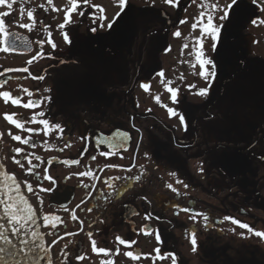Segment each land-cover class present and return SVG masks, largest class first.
<instances>
[{"label":"flooded vegetation","instance_id":"1","mask_svg":"<svg viewBox=\"0 0 264 264\" xmlns=\"http://www.w3.org/2000/svg\"><path fill=\"white\" fill-rule=\"evenodd\" d=\"M8 2L13 3L12 9L0 5V13L11 15L0 19L9 31L27 36L29 42L18 44L15 52L0 51V92L21 99L19 105H13L0 96V164L18 181H27L37 190L52 187L46 175L57 181L53 192H40L43 204L21 184L37 210L46 246L63 237L48 253L51 264H101L103 260L171 264L170 256L151 259L157 247L161 255L174 253L177 264H264V237L254 234L264 232V161L260 159L264 155L260 148L264 141V24L251 23L264 19V12L251 0H243L239 19L222 33L216 52L211 50V39L202 38L206 56L218 64L215 80L205 81L191 54L195 38L201 36L199 27L193 30L192 24L201 11L218 17L222 13H213L208 5L223 6L230 0H179L171 5L155 0V7L147 11L145 7L153 0H130L134 11L117 19L110 30L107 25L119 11V0H89L87 6L77 0L80 8L72 14V26L64 30L58 25L71 0H52L51 5L48 0ZM28 11H33L32 20ZM93 13L105 17L104 28L97 32L89 30L101 23L99 19L93 23ZM181 20L186 22L180 24ZM20 24H31V31ZM177 30L181 32L178 38L173 36ZM65 32L71 43L64 41ZM185 44L189 47L182 50ZM169 45L171 51L165 52ZM33 56L37 59L32 60ZM40 76L44 79L36 78ZM169 81V86L178 89L179 104L170 100L165 87ZM142 82L149 84L147 91ZM209 83L207 99L191 94L187 87L195 85L192 93H197ZM29 99L40 103L26 109L23 104ZM163 105L185 115L188 133L179 117L170 118ZM5 113L15 114L24 129L7 121ZM41 119L50 124H40ZM52 124H59L63 134ZM28 128L34 131L29 133ZM117 128L131 137L123 158L119 152L105 157L101 151H107L106 146L81 139L96 131L108 135ZM15 135L22 139L13 140ZM180 142H195L196 146L184 150L177 147ZM29 156L32 172L28 171ZM74 159L80 163L71 164ZM200 160L205 161L203 174L198 172ZM89 170L99 179L76 175ZM185 208L192 211H183ZM196 212L208 216L207 224L203 215L191 219ZM44 215L60 219L45 227ZM224 217L248 224L253 232ZM193 234L196 252L192 251ZM117 236L135 243L121 245ZM92 240L98 248L110 250L109 254L94 253ZM127 251L140 254L141 259L126 257ZM77 255L84 259L77 261Z\"/></svg>","mask_w":264,"mask_h":264},{"label":"snow or ice","instance_id":"2","mask_svg":"<svg viewBox=\"0 0 264 264\" xmlns=\"http://www.w3.org/2000/svg\"><path fill=\"white\" fill-rule=\"evenodd\" d=\"M89 0H83L84 6L88 5ZM166 4H178L179 0H164ZM7 5L9 9H12L13 3H9L8 0H0V5ZM48 4H52V0H48ZM243 0H230V3L224 4L221 6L218 3H212L208 5L212 9V12H221L222 14L216 17L214 14L207 13L205 11H201L199 14V17L196 18V21L192 24V29L195 30L197 27H199L201 36L196 37L193 45H192V55H194L195 60L199 64V76L202 77L205 81H214L217 77L218 72V64L217 61L208 58L206 56L204 47H203V37H209L212 41L211 44V50L213 52L217 51V46L222 41V33L227 30V26L232 24L234 19H239L240 17V10L242 8ZM251 4L255 6V8L259 12H264V0H260L258 3V0H251ZM43 7V5H41ZM96 7V9L103 13L104 9L99 6H93ZM155 7V0H153L152 5L146 6L145 11L149 10V8ZM201 7H204L202 4ZM80 8V5L78 4L77 0H71V7L67 8L65 10L64 20L63 23L59 24L58 27L61 30H64L66 27L70 28L73 24L72 20V14L77 12ZM54 11H59V9H53ZM21 11H23V7L21 8ZM134 9L132 8L130 4V0H119V11L116 13L115 17H113L112 21L108 23L107 28L110 30L112 29L113 25L116 23L117 19L121 18L122 16L129 15L132 13ZM85 13L84 11L80 10L79 15L83 16ZM11 13L9 12H3L0 13V17H8ZM28 18L30 20L33 19V11H28L27 13ZM99 19L101 23L97 25V27H90V31L97 32L100 29L104 28V19L105 17L103 15L96 17L95 14H92V20L93 23H96V20ZM218 22H214L217 21ZM186 21L181 20L179 21L180 24H184ZM252 25L264 24V19H252L251 20ZM19 27L28 29L31 31L32 25L31 24H20ZM174 37H180L181 32L179 30L173 32ZM63 39L66 43H71V40L69 38V34L65 32ZM29 39L27 36H22L18 32H12L9 31L6 26L3 19H0V51H3L5 53L8 52H15L17 50V46L20 43H28ZM43 43V41H41ZM49 43H52L49 41ZM52 47L55 48L56 45L52 43ZM189 45L185 44L182 46V50L188 48ZM171 51V45L168 46V48L165 49V52ZM41 55V53H37V56ZM37 56H33L32 60H36ZM32 60L28 61V63H31ZM241 64L244 63L243 60L240 61ZM24 71H27V69H23ZM160 76H163V72L159 73ZM38 79H44L43 76L36 77ZM171 82L169 81V84H166L165 87L167 89V92L170 93V100L173 105L179 104L180 100L178 99V89L175 87L169 86ZM141 87L145 89L146 91L149 89L148 83H141ZM188 90L191 94L199 95L200 97H203L207 99L209 94V88L211 87V83L208 84V87L200 88L197 93H192V89L195 87V85H188ZM27 91V89H25ZM0 96H2L5 100V103H7L9 100L13 105H19L21 103V99L19 97H13L10 92L3 91L0 92ZM47 99V98H45ZM157 102H160V97H155ZM40 101L38 100H31L29 99L27 103L23 104V107L26 109L33 108L37 104H39ZM139 105H137L138 107ZM167 108V112L169 114V117L178 116L180 124L183 128V131L185 133L189 132V121H186L185 115L179 111L177 108L168 107L167 105H163ZM148 111H151L149 109ZM39 115L41 117L44 116L43 112H40ZM207 119H212L211 116L206 117ZM5 119L9 121L11 124L15 125L18 129H24V124L19 120L15 118V114H7L5 113ZM36 117L33 116L32 120L35 121ZM42 125H49L50 122L47 119H41L39 121ZM52 128L57 129L61 134H63L64 129L59 124H52L50 125ZM132 127H135L133 124ZM139 131V129H136ZM27 131L29 133H32L34 129L28 128ZM15 141H20L22 138L20 135H15L12 137ZM82 140H91L94 144L100 145L103 147L106 146L107 151H101V154L105 157H108L110 155L116 154L119 152L121 154V158H123V152L127 151V145L130 141V133L128 131H122L121 129L117 128L115 131L111 132L108 135H105L101 131H96L94 134L89 133L88 136H82ZM142 140V135H141ZM24 143H29V140L25 139ZM35 145H33L34 147ZM195 142L192 144H185L183 142H180L177 144V147H180L181 149L187 150L191 147H195ZM65 147H70L69 145H65ZM137 149L140 147V141H137L136 145ZM249 148H253V145L250 143ZM261 151L264 152V141H261L260 144ZM17 153L21 152V149L17 148L15 150ZM63 151V149H61ZM145 156H148V153H145ZM29 163L28 171L32 172V161L30 156L27 158ZM37 160L40 158L37 156ZM93 160L96 159L95 156L92 157ZM262 161H264V155L260 157ZM14 162L17 164H20L19 160H15ZM80 161L77 159H74L71 161V164H79ZM200 167L198 168V172L203 174L205 172V161L200 160L199 161ZM106 167H120L118 165H106ZM222 171V170H221ZM80 177H92L93 179H99L96 177L91 170L89 171H82L76 174ZM171 175L176 176V172H172ZM139 177H137L138 179ZM45 179H47L51 184L52 187L49 188H39V190L34 189L31 183H28L27 181L21 182L17 180L16 175L10 174L7 171L4 170V165L0 164V264H41V261L45 258L48 259L49 264H51V257L48 256V253L51 251L52 246L56 245L60 239H63V237H58L57 239H53L51 241V244L47 245L45 244V235L40 231V225L38 224V215L36 208L33 207V204L29 202V199L23 194L21 190V184H24V187L26 188L27 193L32 194V196L36 199V201L40 204H43V198L40 196V192L45 193H51L53 192L57 187V181L53 179L51 176H45ZM109 179H119L118 177L112 178L109 177ZM182 181L177 180V183H181ZM107 183V181H105ZM111 187V185H109ZM170 189H172L174 192L177 191L172 187L171 184L168 185ZM184 187L187 188L188 185L185 183ZM79 207V205H77ZM91 211V209H89ZM183 211H192L191 209L185 208ZM203 215V219L207 224L208 216L204 215L202 213L196 212L192 215L191 219L193 221L196 220L197 216ZM146 218H151L148 214H146ZM43 224L45 227L48 226L51 220H59L60 218L58 216L50 217L48 215L43 216ZM73 219H75V213H73ZM156 219H159V217H156ZM225 220L232 219L230 217H224ZM233 224H238L241 228L247 229L249 232H253V229L250 228V226L246 223H242L239 220L232 219ZM35 226V227H33ZM56 224L52 223L51 227L54 229L56 228ZM150 232L151 229H148ZM49 236L53 235L52 232L47 233ZM257 237H264V232L262 231H255L254 233ZM69 235H72L69 233ZM89 236L92 235L91 232L88 234ZM241 236H243V233H241ZM121 245H129L130 243H135V241L129 242L124 240L123 238L117 236L116 238ZM156 240L160 242V234L159 229L156 230ZM192 244V251L196 252L197 250V240L195 235L193 234L191 239ZM92 245V251L94 253H103L105 255H108L110 250L104 249V248H98L96 241H91ZM65 248H67V245H65ZM119 249H117V252ZM155 255L151 256V259L153 261L156 260H163L171 257V264H177V257L174 253H168L165 252L163 255H161V250L159 247H157L155 250ZM63 252V250H62ZM124 255L128 258H131L132 260H140L141 256L140 254H136L133 251H127L124 253ZM77 261H80L84 259L82 255H77L76 257ZM101 264H113L111 260H103L101 261Z\"/></svg>","mask_w":264,"mask_h":264},{"label":"water","instance_id":"3","mask_svg":"<svg viewBox=\"0 0 264 264\" xmlns=\"http://www.w3.org/2000/svg\"><path fill=\"white\" fill-rule=\"evenodd\" d=\"M41 264H47V258L41 261Z\"/></svg>","mask_w":264,"mask_h":264}]
</instances>
